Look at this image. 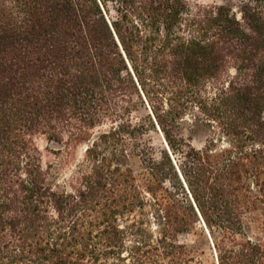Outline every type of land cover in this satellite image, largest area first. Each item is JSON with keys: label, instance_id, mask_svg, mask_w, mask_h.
Returning a JSON list of instances; mask_svg holds the SVG:
<instances>
[{"label": "trees", "instance_id": "trees-1", "mask_svg": "<svg viewBox=\"0 0 264 264\" xmlns=\"http://www.w3.org/2000/svg\"><path fill=\"white\" fill-rule=\"evenodd\" d=\"M39 134L87 143L71 190L49 183ZM195 223L215 264H264V0H0V264H188Z\"/></svg>", "mask_w": 264, "mask_h": 264}, {"label": "rangeland", "instance_id": "rangeland-1", "mask_svg": "<svg viewBox=\"0 0 264 264\" xmlns=\"http://www.w3.org/2000/svg\"><path fill=\"white\" fill-rule=\"evenodd\" d=\"M190 12L195 13L211 5H225L237 12L239 0H185ZM135 105L131 107L128 119L132 124L145 123V130L137 135L138 147L145 150L143 156L158 159L160 151L166 147L162 133L156 126L148 124V110L135 96H132ZM111 124L106 122L102 126L93 129L96 134L107 129ZM184 137L195 147H202L208 137V128L193 118H186L184 121ZM33 141L38 148L40 161L43 168L48 172V181L54 189L71 190L77 184L81 171L88 169V163L84 158L86 142H69L64 138L57 142L46 139L43 135H36ZM141 155L131 156L128 165L132 169L135 177L141 183L148 179V172L145 169ZM254 230H252L253 234ZM180 243L185 244L190 250V260L188 264H215V258L211 249L210 239L204 231L201 223H195L189 230L178 237Z\"/></svg>", "mask_w": 264, "mask_h": 264}]
</instances>
